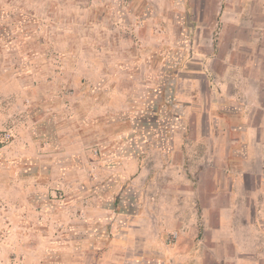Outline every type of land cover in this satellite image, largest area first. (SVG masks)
Instances as JSON below:
<instances>
[{
    "label": "rangeland",
    "instance_id": "374dc122",
    "mask_svg": "<svg viewBox=\"0 0 264 264\" xmlns=\"http://www.w3.org/2000/svg\"><path fill=\"white\" fill-rule=\"evenodd\" d=\"M218 189L263 209L264 0H0V264H188Z\"/></svg>",
    "mask_w": 264,
    "mask_h": 264
},
{
    "label": "crops",
    "instance_id": "0c3cea01",
    "mask_svg": "<svg viewBox=\"0 0 264 264\" xmlns=\"http://www.w3.org/2000/svg\"><path fill=\"white\" fill-rule=\"evenodd\" d=\"M251 132L252 127L247 125L243 138L245 145L262 144ZM244 173L246 171L241 174ZM238 182L240 185L239 179ZM211 194L215 198H211L200 213L198 204H201L196 199L186 205L190 208L188 216L182 210L179 212L175 249L180 261L188 264H245L241 256L263 254L260 249L264 229L260 225L264 221V205L259 211L258 204L251 200L246 203L237 198L218 199L223 195L222 189Z\"/></svg>",
    "mask_w": 264,
    "mask_h": 264
}]
</instances>
